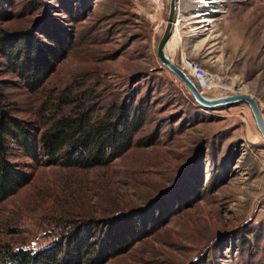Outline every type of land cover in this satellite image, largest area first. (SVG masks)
I'll return each instance as SVG.
<instances>
[{"label":"rangeland","instance_id":"rangeland-1","mask_svg":"<svg viewBox=\"0 0 264 264\" xmlns=\"http://www.w3.org/2000/svg\"><path fill=\"white\" fill-rule=\"evenodd\" d=\"M209 1L179 0L167 54L209 73L205 96L249 93L264 109V0ZM169 10L170 0H0L1 107L40 132L81 104L142 118L108 165L20 153L30 180L0 204V252L118 225L134 245L105 264H264V139L247 103L204 107L160 61ZM13 49L56 62L38 91L2 51Z\"/></svg>","mask_w":264,"mask_h":264},{"label":"trees","instance_id":"trees-1","mask_svg":"<svg viewBox=\"0 0 264 264\" xmlns=\"http://www.w3.org/2000/svg\"><path fill=\"white\" fill-rule=\"evenodd\" d=\"M2 51L9 58L22 61L25 82L31 91L41 89L55 69L56 62L49 64L38 52L26 53L24 57L20 49ZM75 102L63 99V104ZM114 110L98 118L81 104L75 111H62L48 129L40 132L34 122L14 116L0 106V204L30 180L26 164L16 161L20 153L36 160L40 155L52 164L87 168L108 165L124 155L135 144L142 118L138 109L124 104ZM116 226L106 233L104 229L91 233L82 226L46 248L1 251L0 264H105L134 245L132 234Z\"/></svg>","mask_w":264,"mask_h":264},{"label":"water","instance_id":"water-1","mask_svg":"<svg viewBox=\"0 0 264 264\" xmlns=\"http://www.w3.org/2000/svg\"><path fill=\"white\" fill-rule=\"evenodd\" d=\"M178 12L179 0H170V10L165 31L157 46V55L160 61L187 86L195 100L204 107L213 108L220 105H233L240 102L247 103L251 108L257 128L264 139V117L262 114V107L259 100L255 96L249 93L239 92L235 94L209 98L203 94V92L199 89L188 73L175 62H173V60L169 57L166 52V46L173 36L176 24L178 22Z\"/></svg>","mask_w":264,"mask_h":264},{"label":"bare ground","instance_id":"bare-ground-1","mask_svg":"<svg viewBox=\"0 0 264 264\" xmlns=\"http://www.w3.org/2000/svg\"><path fill=\"white\" fill-rule=\"evenodd\" d=\"M199 2H202L203 5L205 6V8L209 9L210 7H212L211 2L209 0H199ZM207 21H208V23L211 22L210 19H207ZM203 22H206V21L204 20ZM176 26H177V24H176ZM177 28L178 27H175L174 33H175V31H177ZM184 65H185V67H183V66H180V67L183 68L186 72L188 71L187 72L188 75L189 74L193 75L196 78V80L194 79V82L196 83L197 86H200V85L201 86H212L213 85V80H211V78L209 77V73H207V71L203 70V68H201L198 64L191 61L190 59H185Z\"/></svg>","mask_w":264,"mask_h":264},{"label":"built area","instance_id":"built-area-1","mask_svg":"<svg viewBox=\"0 0 264 264\" xmlns=\"http://www.w3.org/2000/svg\"><path fill=\"white\" fill-rule=\"evenodd\" d=\"M186 58V57H185ZM183 67H185V65L183 66ZM201 86V85H200ZM200 89V88H199ZM201 90V89H200ZM263 111H264V109L262 108V114H263Z\"/></svg>","mask_w":264,"mask_h":264},{"label":"crops","instance_id":"crops-1","mask_svg":"<svg viewBox=\"0 0 264 264\" xmlns=\"http://www.w3.org/2000/svg\"><path fill=\"white\" fill-rule=\"evenodd\" d=\"M179 21V20H178ZM179 22H177V26L176 27H178L179 26V24H178Z\"/></svg>","mask_w":264,"mask_h":264}]
</instances>
